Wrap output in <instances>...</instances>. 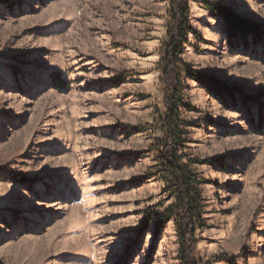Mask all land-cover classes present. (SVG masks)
Instances as JSON below:
<instances>
[{
  "label": "rangeland",
  "instance_id": "rangeland-1",
  "mask_svg": "<svg viewBox=\"0 0 264 264\" xmlns=\"http://www.w3.org/2000/svg\"><path fill=\"white\" fill-rule=\"evenodd\" d=\"M170 1L0 0V264H179L177 214L159 215ZM205 1L264 31V0H188L181 60L243 93L181 73L184 154L218 160L190 165L193 259L264 264V43L230 40Z\"/></svg>",
  "mask_w": 264,
  "mask_h": 264
},
{
  "label": "trees",
  "instance_id": "trees-1",
  "mask_svg": "<svg viewBox=\"0 0 264 264\" xmlns=\"http://www.w3.org/2000/svg\"><path fill=\"white\" fill-rule=\"evenodd\" d=\"M202 5L206 11L218 16L223 21L230 40L253 45L264 43V31L261 25L241 18L222 4L205 1L202 2ZM169 14L171 22L161 60L160 81L164 91L161 129L164 133V139L159 144L158 164L170 195L174 198L173 206L175 208L159 213V215L162 221H166L177 214L176 234L179 244V264H196L193 259V250L196 245V229L202 225V197L198 188L201 181L191 171L190 165L211 164L218 162V160L212 158L199 161L188 158L184 154V129L188 127V123L180 118V109L185 107L180 100L181 73L185 72L191 80L205 81L208 84L210 94L229 99L231 102H235L236 95H243V93L234 87H228L192 70L189 65L181 60L180 56L183 45L186 43V35L191 32L188 24V0H171ZM259 112L261 114V111ZM262 119L261 117V123L263 122ZM16 178L18 182H24L21 177ZM216 263L237 264L234 258L230 256L213 257L206 264Z\"/></svg>",
  "mask_w": 264,
  "mask_h": 264
}]
</instances>
